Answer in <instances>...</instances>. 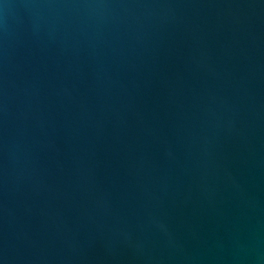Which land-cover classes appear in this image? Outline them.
<instances>
[{"label":"water","instance_id":"water-1","mask_svg":"<svg viewBox=\"0 0 264 264\" xmlns=\"http://www.w3.org/2000/svg\"><path fill=\"white\" fill-rule=\"evenodd\" d=\"M0 264H264V0H0Z\"/></svg>","mask_w":264,"mask_h":264}]
</instances>
